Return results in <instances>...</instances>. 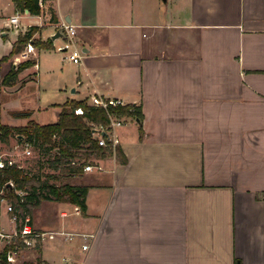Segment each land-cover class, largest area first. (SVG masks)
Masks as SVG:
<instances>
[{
	"label": "crops",
	"instance_id": "0c3cea01",
	"mask_svg": "<svg viewBox=\"0 0 264 264\" xmlns=\"http://www.w3.org/2000/svg\"><path fill=\"white\" fill-rule=\"evenodd\" d=\"M63 20L76 26L80 63L58 50L61 31L52 38ZM32 26L52 48H35L36 64L11 83L3 79L18 63L0 62L5 125L28 124L4 112L26 104L39 82L40 52L47 108L55 110L48 123L57 122L64 102L89 105L92 94L138 107L142 121L131 115L117 130L121 155L89 143L72 148L75 162L93 167L61 172L77 180L68 184L87 186L86 210L76 215L75 205L60 201L43 216L39 208L26 213L36 229L55 232L28 260L264 264V0H44L38 15L0 0V60ZM46 151L52 172L61 171L51 166L58 148ZM5 211L0 226L9 232Z\"/></svg>",
	"mask_w": 264,
	"mask_h": 264
},
{
	"label": "trees",
	"instance_id": "16d2710c",
	"mask_svg": "<svg viewBox=\"0 0 264 264\" xmlns=\"http://www.w3.org/2000/svg\"><path fill=\"white\" fill-rule=\"evenodd\" d=\"M19 10L27 9L29 13L38 15L41 12V1L44 0H12ZM39 27L32 26L29 30L19 34L18 39L14 42L9 55L4 56L1 60L14 56L22 51V48L27 42H31L35 48L50 49L51 42L45 41L41 38L36 39L34 33H37ZM35 60H25L19 63L16 68L11 67L3 79V83H11L17 74L25 67L35 65ZM82 107L83 114L74 113L75 108ZM132 104H127L125 107H113L112 109L123 115H134L140 122L141 114L138 107H134L133 111L129 108ZM109 123L107 114L102 108L91 107L84 100L66 101L61 104V109L58 113L57 122L38 124L33 121H28L24 126H11L1 122V105H0V140L7 143L11 133L17 136H25V139L32 143L44 147L49 150V145L58 148L55 152V159L51 162V166L67 173H77L83 169L86 161L75 162L76 155L72 148H76L80 143H89L91 149H98L104 155L105 151L110 148H101L97 141L91 137V125H107ZM141 131V128H140ZM58 137V139L56 138ZM115 151L120 154L119 148L116 146ZM74 162V164H73ZM58 164V165H57ZM50 166V161H49ZM17 190L26 191L24 196H20ZM87 186H73L68 183L60 184L59 186L49 183L39 176L29 174L24 171L17 164H5L0 167V191L3 192L1 197L5 198L7 202L12 203L15 209H18L21 215L31 213L33 207L38 206L43 200L51 199L66 200L73 205L79 206L81 212L86 210L85 197L87 193ZM18 241H12L5 248L0 250V264H11L6 261V254L10 248H14ZM37 262H41L36 258ZM37 263V264H39ZM24 264V263H23ZM32 264V263H27Z\"/></svg>",
	"mask_w": 264,
	"mask_h": 264
},
{
	"label": "built area",
	"instance_id": "2783aa9c",
	"mask_svg": "<svg viewBox=\"0 0 264 264\" xmlns=\"http://www.w3.org/2000/svg\"><path fill=\"white\" fill-rule=\"evenodd\" d=\"M11 22L17 26L18 18L16 16H12ZM60 31L65 36V42L62 46H58V50H63L65 53V58L71 61L72 63H80L82 59V51L76 44V26L70 24L69 22L63 20L59 24ZM32 43H27L26 51H33ZM90 106L96 108H102L105 110L109 123L107 125H91V135L96 134L98 139V145L110 149H115L116 145L119 143V137L117 135V130L125 125L131 115H123L115 112L113 107H125L127 106L126 102L117 97L106 96L102 94H92L90 97ZM130 111H133V108H129ZM74 113L82 115L83 109L82 107H77L74 110ZM102 132H105L106 135H103ZM26 153H30L29 149L25 150ZM16 164L15 161L8 159L7 161L3 160L0 156V167H3L5 164ZM18 167H20L18 165ZM22 168V167H21ZM93 167L90 164H86L83 167L84 171H91ZM2 192V191H0ZM3 193V192H2ZM17 193L20 196H24L26 191L17 190ZM7 214H10L9 221L12 224L13 228L7 232L0 226V250L9 245L10 242L18 241L19 244H16L14 248H10V250L6 254V261L11 264H19L16 260V254L20 249L24 247H37L44 243L47 239L54 238V231H40L36 229L30 223L29 215H21L18 209H15L12 206V203H8L6 206ZM73 213L78 215L81 213V208L79 206H74ZM64 214V213H63ZM60 235L63 234L68 238L79 237L82 239L83 237H89V235H83L82 233L73 234L61 231ZM89 248V244H82V249Z\"/></svg>",
	"mask_w": 264,
	"mask_h": 264
},
{
	"label": "rangeland",
	"instance_id": "374dc122",
	"mask_svg": "<svg viewBox=\"0 0 264 264\" xmlns=\"http://www.w3.org/2000/svg\"><path fill=\"white\" fill-rule=\"evenodd\" d=\"M34 37L36 39L41 38V36H37L36 33H34ZM28 43V42H27ZM27 43L22 48V52H20L19 56L17 58H13V56L8 57L7 59L0 60V62H6L8 59L12 58L14 59L18 64L25 60H36L37 58V52L32 44V47L34 48L31 52H24L27 48ZM31 43V42H29ZM2 53V49H0V55ZM36 62V61H35ZM15 64V63H14ZM17 64V65H18ZM38 65H39V71H38V83L34 84L31 88V91L28 95V100L26 104H23L21 106V109H6L4 113L8 110L7 113H17V115H21V118L23 119V116L27 117L26 121H33L38 124L41 123H48L51 122L52 116L54 114V109L47 108L46 104V96H49V90L45 87V70H44V52H40L38 57ZM63 65V63H62ZM66 68H64V72H66L68 69V64H65ZM4 66L0 67V74L4 72ZM31 67V66H30ZM38 68V67H37ZM30 77V76H29ZM6 119V117L4 118ZM1 120V122H4ZM24 121V119H23ZM23 121H19L20 123H23ZM4 124V123H3ZM27 124V123H26ZM25 124V125H26ZM8 142L5 143L0 140V156L2 155L3 160L7 161L8 159H11L15 161L17 165L22 167V169L27 170L28 172L35 173L38 175L41 179L47 180L49 183H53L55 185H60L63 183H71L75 184L77 180H73L71 177H65L61 172H52L49 166V152L46 151L44 147H40L37 144L32 143L30 140L25 139V136L23 139H20L15 135V133H11V135L8 138ZM29 149L30 153H26L25 150ZM48 152V153H47ZM3 194L0 193V197ZM1 201V199H0ZM65 201L66 200H60ZM59 200H55L53 198L44 200L37 208H33V214L35 210L38 208L40 209L41 216L45 215V213L52 212L56 207L57 203L60 202ZM70 203V202H68ZM0 207L2 209L3 214L6 213L5 205L4 203H0ZM67 206L71 207L70 204H67ZM75 240L79 239V237H73ZM76 242V241H74ZM36 250V251H35ZM38 250L34 247H24L19 250V252L16 254V260L19 264H27L34 263L35 261H29L32 260V257H35ZM32 255V256H31ZM29 259V260H28ZM28 260V261H26ZM34 264H37L36 262Z\"/></svg>",
	"mask_w": 264,
	"mask_h": 264
},
{
	"label": "water",
	"instance_id": "95a60500",
	"mask_svg": "<svg viewBox=\"0 0 264 264\" xmlns=\"http://www.w3.org/2000/svg\"><path fill=\"white\" fill-rule=\"evenodd\" d=\"M68 22V21H67ZM61 33H60V30H57L56 34H54V36L52 37L53 39H56V37L60 36ZM15 66V64H13ZM103 135H106L105 132H102Z\"/></svg>",
	"mask_w": 264,
	"mask_h": 264
}]
</instances>
